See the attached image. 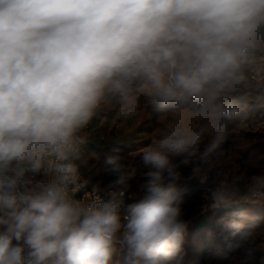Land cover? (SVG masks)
I'll list each match as a JSON object with an SVG mask.
<instances>
[{"label":"clouds","instance_id":"9594fccd","mask_svg":"<svg viewBox=\"0 0 264 264\" xmlns=\"http://www.w3.org/2000/svg\"><path fill=\"white\" fill-rule=\"evenodd\" d=\"M261 107L264 0H0V264H178L182 169L206 185ZM142 108L161 130L107 156L88 198L84 130ZM207 193L225 213L213 253L264 264V171L218 173Z\"/></svg>","mask_w":264,"mask_h":264},{"label":"trees","instance_id":"16d2710c","mask_svg":"<svg viewBox=\"0 0 264 264\" xmlns=\"http://www.w3.org/2000/svg\"><path fill=\"white\" fill-rule=\"evenodd\" d=\"M160 130L146 108L141 109V114L134 121H123L112 111H102L82 134L86 138V160L89 162V166L82 170L84 180L90 181L93 187L97 182L107 183L109 177L104 171V159L117 154L129 156L133 151L148 147ZM221 147L228 155L215 163L206 185L191 178L190 167L182 169L183 179L179 187L187 189L183 205L187 232L178 264H231L232 251L226 249L219 256L213 253L215 245L223 241L220 226L225 213L203 212L207 204L205 195L218 173L228 178V175L244 168L249 172L264 171V133L243 131L229 137ZM143 195L140 192L137 199ZM125 202L133 201L125 199ZM262 218L264 208L258 211V223L264 228Z\"/></svg>","mask_w":264,"mask_h":264},{"label":"rangeland","instance_id":"374dc122","mask_svg":"<svg viewBox=\"0 0 264 264\" xmlns=\"http://www.w3.org/2000/svg\"><path fill=\"white\" fill-rule=\"evenodd\" d=\"M244 131H252V132H261L264 133V107L259 108L257 111L254 112V114L251 117V124L249 125V127L244 130ZM147 147H143L140 148L136 151H133L129 154V156L135 155L136 153L146 149ZM137 164H139V160L137 158L136 161ZM142 177L138 174L134 179H132L129 184L130 187L126 193V197L125 199L129 200V201H133L135 202L137 200V196L138 194L141 192L139 185L142 183ZM205 199L207 201V204L204 207L203 212L209 210L207 205H208V199H207V194L205 195ZM132 203V202H131ZM127 204H125L124 207H126ZM263 209V208H262ZM124 209L122 208V211ZM262 222L264 224V218H262Z\"/></svg>","mask_w":264,"mask_h":264},{"label":"built area","instance_id":"2783aa9c","mask_svg":"<svg viewBox=\"0 0 264 264\" xmlns=\"http://www.w3.org/2000/svg\"><path fill=\"white\" fill-rule=\"evenodd\" d=\"M98 194L99 193H98V190L96 187L91 188V190L86 193L88 198H92L93 196H96ZM125 204H127V203L125 202Z\"/></svg>","mask_w":264,"mask_h":264}]
</instances>
